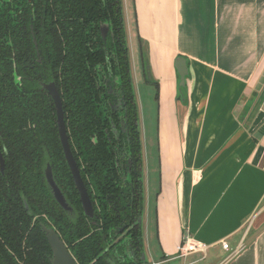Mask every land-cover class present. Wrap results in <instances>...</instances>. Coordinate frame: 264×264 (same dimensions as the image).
I'll use <instances>...</instances> for the list:
<instances>
[{
  "label": "trees",
  "instance_id": "16d2710c",
  "mask_svg": "<svg viewBox=\"0 0 264 264\" xmlns=\"http://www.w3.org/2000/svg\"><path fill=\"white\" fill-rule=\"evenodd\" d=\"M51 80L95 203L91 219L63 156L52 100L40 86ZM121 150L132 163L125 183L117 166L127 160L120 161ZM0 152V264H51L41 223L58 233L78 264H111L121 250L134 257L125 264H146L139 258L141 142L122 0H0ZM46 162L73 217L50 194Z\"/></svg>",
  "mask_w": 264,
  "mask_h": 264
},
{
  "label": "crops",
  "instance_id": "0c3cea01",
  "mask_svg": "<svg viewBox=\"0 0 264 264\" xmlns=\"http://www.w3.org/2000/svg\"><path fill=\"white\" fill-rule=\"evenodd\" d=\"M122 16L130 74L135 57L157 93L153 181L143 155L149 264L201 260L179 256L184 235L205 264H264V0H122Z\"/></svg>",
  "mask_w": 264,
  "mask_h": 264
},
{
  "label": "water",
  "instance_id": "95a60500",
  "mask_svg": "<svg viewBox=\"0 0 264 264\" xmlns=\"http://www.w3.org/2000/svg\"><path fill=\"white\" fill-rule=\"evenodd\" d=\"M101 31L102 34H105L106 28L102 27ZM107 31H108V27H107ZM177 68H178L180 84L182 85L184 83V76L186 74V69L184 67V64H181L180 66L177 65ZM42 87L49 93L54 103L55 113H56V124L58 129L59 140L62 147V152L66 160V163L68 165V168L70 170L71 176L73 178L74 185L78 191L82 208L87 216H92L93 214L92 206L86 188L82 182L78 168L74 161L72 152L70 150V146L66 134L62 104L58 90L54 82L42 83ZM2 168H3V162L2 159L0 158V169L2 170ZM44 174L49 189L53 197L55 198L56 202L65 212L67 213L71 212L72 208L66 201L63 193L61 192V190L59 189V187L57 186V184L53 179L51 167L49 164L46 165ZM42 229L44 231L47 243L51 250V258H50L51 264H78L75 258L69 252L66 244L61 240V238L53 228L42 226Z\"/></svg>",
  "mask_w": 264,
  "mask_h": 264
},
{
  "label": "rangeland",
  "instance_id": "374dc122",
  "mask_svg": "<svg viewBox=\"0 0 264 264\" xmlns=\"http://www.w3.org/2000/svg\"><path fill=\"white\" fill-rule=\"evenodd\" d=\"M134 67L131 77L133 79L134 89H135V102L137 106V114H138V125L140 136L142 140V150L143 155L145 157V171L146 175L149 173V178L153 181L156 178L155 170L153 169V165H155L156 157H157V106L156 99L154 94V86L149 83V81L145 80L138 70L135 72V66H139L137 68L142 69V66L138 62V60L133 57ZM139 76H141L139 78ZM156 185V183H155ZM153 186V184H152ZM150 186L151 189L154 187ZM152 218L150 219V245L153 248H157L156 238L154 236V225L152 226ZM144 224V223H143ZM155 250V249H154ZM156 251V250H155ZM225 254V252L223 253ZM222 254V255H223ZM201 255V254H200ZM155 257V255H154ZM153 255L151 258H154ZM149 258V256H147ZM210 257L201 259L197 261L196 264H205L206 262H210ZM190 257L182 258L177 260L176 262H172L171 264H181L183 261H189ZM218 260V259H217Z\"/></svg>",
  "mask_w": 264,
  "mask_h": 264
},
{
  "label": "flooded vegetation",
  "instance_id": "af4514ba",
  "mask_svg": "<svg viewBox=\"0 0 264 264\" xmlns=\"http://www.w3.org/2000/svg\"><path fill=\"white\" fill-rule=\"evenodd\" d=\"M3 1H5V0H3ZM12 9V11H14V6L11 8ZM102 27L103 28H106V32H105V34H102V31H101V36L103 37V38H105L106 37V35H107V23H104V24H102L101 25V27H100V30L102 29ZM29 29H30V33H32V25H29ZM32 41H33V43H34V46H35V48H36V41H35V38H33V36H32ZM39 56V54H37V57ZM37 61H40V58H37ZM13 81H14V83L16 84H20V82H21V76H19V75H16V74H13ZM50 82H54L53 80H51V81H48V82H41V84H40V86H41V88L44 90V91H46L43 87H42V83H50ZM55 83V82H54ZM55 86H56V88H57V85H56V83H55ZM57 90H58V88H57ZM47 92V91H46ZM58 93H59V90H58ZM47 94L49 95V93L47 92ZM59 96H60V93H59ZM49 97L51 98V96L49 95ZM60 99H61V97H60ZM51 100H52V98H51ZM52 103H53V100H52ZM61 104H62V101H61ZM53 106H54V103H53ZM54 110H55V107H54ZM62 110H63V108H62ZM56 114V113H55ZM63 116H64V114H63ZM65 122V121H64ZM56 126H57V124H56ZM65 128H66V126H65ZM138 128H139V125H138ZM106 131V130H105ZM57 132H58V129H57ZM139 133H140V131H139ZM66 134H67V129H66ZM67 138H68V134H67ZM58 139H59V135H58ZM59 142H60V140H59ZM68 142H69V139H68ZM140 142H141V136H140ZM60 145H61V143H60ZM70 146V145H69ZM62 148V147H61ZM71 150V149H70ZM120 152H122L121 153V155H120V157H122L121 158V160L120 161H124V159H127L126 161H125V163H123V162H120V164L121 165H117V166H119L120 167V170H121V178H122V183H125L127 180H128V173H129V171H130V169H131V166H132V163H131V161H130V159H128L127 158V156H126V154L121 150ZM73 155V154H72ZM64 156V155H63ZM0 158L2 159V162H3V158H2V155H1V152H0ZM74 158V157H73ZM65 159V158H64ZM66 161V160H65ZM75 161V160H74ZM76 163V162H75ZM122 163L125 165V166H122ZM47 164H49L48 162H46L45 163V165H44V168H43V176H44V179H45V182H46V178H45V174H44V170H45V167H46V165ZM50 165V164H49ZM68 166V165H67ZM76 166H77V164H76ZM50 167H51V165H50ZM77 168H78V171H79V174H80V170H79V167L77 166ZM144 166H143V153H142V143H141V165H140V170H141V198H140V202H142V208H141V212H140V214H139V216H137L136 217V224H139V226H140V229H141V233H142V253H141V255H139V258L142 260V261H144V262H146V264H149V259L147 258V256H146V254H145V251H144V242H143V215H144ZM3 169H4V163H3V168H2V170L0 169V172L1 173H3ZM51 171H52V168H51ZM70 171V170H69ZM71 174V173H70ZM52 175H53V172H52ZM80 177H81V174H80ZM71 178H72V176H71ZM53 179H54V177H53ZM81 179H82V177H81ZM55 181V180H54ZM72 181H73V178H72ZM82 182H83V179H82ZM56 183V182H55ZM57 184V183H56ZM73 184H74V181H73ZM83 184H84V182H83ZM46 185H47V187H48V189H49V186H48V184H47V182H46ZM58 186V185H57ZM84 186H85V184H84ZM128 186H126V188H125V191L128 189L127 188ZM133 187H134V182H133ZM74 188H75V190H76V192H77V194H78V191H77V189H76V187H75V185H74ZM85 188H86V186H85ZM60 189V188H59ZM61 190V189H60ZM49 191H50V189H49ZM86 191H87V194H88V197H89V200H90V203H91V206H92V211H93V214H92V216H87L85 213H84V210H83V208H82V204H81V201H80V198H79V194H78V199H79V202H80V205H81V208H82V211H83V213H84V215L87 217V218H89V219H91V218H93L94 217V211H95V209H94V205H95V203L92 201V199H91V197H90V195H89V193H88V190H87V188H86ZM62 192V191H61ZM50 194L52 195V193H51V191H50ZM64 195V194H63ZM52 197H53V195H52ZM65 197V196H64ZM54 198V197H53ZM138 198V197H137ZM54 200H55V198H54ZM56 201V200H55ZM138 202H139V199L137 200ZM57 203V202H56ZM58 204V203H57ZM69 204V203H68ZM59 205V204H58ZM71 207V206H70ZM27 208V207H26ZM72 208V207H71ZM62 209V208H61ZM63 210V209H62ZM69 215H70V217H73L74 216V214H73V208H72V211L71 212H69L68 213ZM42 226H45V227H47L46 225H44V224H40V227H41V229H42ZM49 228H51V227H49ZM42 231H43V229H42ZM44 232V231H43ZM58 234V233H57ZM45 235V234H44ZM121 237V235L120 236H118V238H120ZM46 238V237H45ZM123 238L127 241L128 239H129V236L128 235H124L123 236ZM122 238V239H123ZM121 239V238H120ZM117 240V239H116ZM47 241V240H46ZM128 247V246H127ZM125 255L123 254V250H121V252L119 253V254H116L115 256H114V260H111V264H125L124 262L128 259H131V258H134L133 257V255H132V253L129 251V250H125Z\"/></svg>",
  "mask_w": 264,
  "mask_h": 264
},
{
  "label": "built area",
  "instance_id": "2783aa9c",
  "mask_svg": "<svg viewBox=\"0 0 264 264\" xmlns=\"http://www.w3.org/2000/svg\"><path fill=\"white\" fill-rule=\"evenodd\" d=\"M221 247L224 250H230L229 244L226 241H221ZM177 252L179 256L182 257H187L192 254H201L200 258L203 259L205 256V247L202 243L195 241L189 235H184L181 243L177 247ZM236 253L237 248L235 250H230L227 258L234 256Z\"/></svg>",
  "mask_w": 264,
  "mask_h": 264
}]
</instances>
